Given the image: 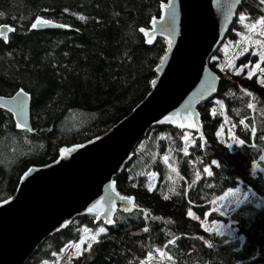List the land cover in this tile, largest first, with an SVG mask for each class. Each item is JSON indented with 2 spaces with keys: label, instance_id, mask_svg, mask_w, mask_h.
<instances>
[{
  "label": "trees",
  "instance_id": "trees-1",
  "mask_svg": "<svg viewBox=\"0 0 264 264\" xmlns=\"http://www.w3.org/2000/svg\"><path fill=\"white\" fill-rule=\"evenodd\" d=\"M168 1L0 0V27L13 29L7 42L0 40V96L19 90L31 95L34 131L20 128L0 107V204L16 194L30 168L49 166L62 149L108 133L149 95L167 42L148 44L144 29L161 17ZM240 14L256 20L264 12L258 0H243ZM38 20L69 30L38 32L32 28ZM243 31L236 16L227 39H238ZM257 62L250 54L238 61ZM210 68L221 78L215 99L223 102L242 146L230 152L219 144L216 135L224 121L211 116L213 100L199 107L202 136L174 126L154 128L115 180L137 209L117 213L107 233L72 264H142L163 251L173 264H264L263 207L247 203L231 215L243 244L209 235L189 216L193 212L203 219L215 198L240 185L264 200V175L251 173L254 165L264 168V87L256 78L229 81L216 63L210 62ZM185 133L195 138L188 150ZM149 173L158 175L152 190ZM95 220L81 217L73 223L93 227ZM209 220L228 221L217 213ZM56 236L49 240L64 234ZM202 238L228 243L212 249ZM45 250L27 264L51 259Z\"/></svg>",
  "mask_w": 264,
  "mask_h": 264
},
{
  "label": "water",
  "instance_id": "water-1",
  "mask_svg": "<svg viewBox=\"0 0 264 264\" xmlns=\"http://www.w3.org/2000/svg\"><path fill=\"white\" fill-rule=\"evenodd\" d=\"M242 2L169 0L164 5L171 7H163L161 17L144 30L148 44L167 42L151 92L108 133L68 148L66 158L60 156L54 164L30 168L23 175L16 194L0 204V264H27L46 240L77 218L94 217L110 226L120 211L137 209L133 198L119 192L116 178L154 128L189 123L203 135L199 107L215 97L221 82L210 60L227 38ZM35 30L69 28L39 24ZM12 32L9 26L0 27V40L7 42ZM0 107L33 134L29 93L0 96Z\"/></svg>",
  "mask_w": 264,
  "mask_h": 264
},
{
  "label": "rangeland",
  "instance_id": "rangeland-1",
  "mask_svg": "<svg viewBox=\"0 0 264 264\" xmlns=\"http://www.w3.org/2000/svg\"><path fill=\"white\" fill-rule=\"evenodd\" d=\"M260 5V10L264 12V0H258ZM237 20L240 25L243 26L244 31L241 34H238V39L230 40L225 39L222 45L220 46L217 53L211 58V63H216L218 73L225 79L233 81L236 77L240 79H249L248 70L251 67H254L255 63L244 64V71H240L242 65H239L238 61L250 54L252 57L257 56L256 53L260 50L255 43L256 41L264 42V36L260 35V32L264 30V25L258 23L264 15L254 20L252 17L240 14L236 15ZM245 19H241V17ZM255 25L253 28L252 26ZM247 47L248 52L245 53L243 49ZM258 57V56H257ZM261 65V68L264 69V61L258 62ZM252 78H256L258 84L264 87V72H261L260 69L255 70V75ZM251 78V79H252ZM20 91V90H19ZM18 92V91H17ZM16 92V93H17ZM14 95V94H13ZM212 101L213 111L211 116H220L223 118L224 126L221 127L217 136L219 144L228 148L230 152H234L235 149L242 146V142L237 138L235 134L234 126L231 123V120L227 117L224 111L223 102L215 99ZM251 104V109H253ZM193 128V127H192ZM185 141L187 150L193 146L195 138L192 137L190 133H185ZM69 149L65 148L61 150L60 156H62V151H67ZM163 161L165 157H163ZM263 165H264V154H263ZM251 173L254 177L258 173L264 175V168H258L256 165L253 166ZM206 174L209 175L210 171L207 168ZM149 182L150 189H154L158 183V175L155 173H149ZM247 203H252L258 207L264 208V200L259 199L255 193L251 190H245L242 185L236 189L226 191L222 196L215 198L210 203V212L203 219H199L193 212L189 214L190 218L200 221L203 229L211 236L217 238H227L228 242L242 243L241 238H238L236 230L231 223V215ZM211 213H217L220 217L226 218L228 221H210L209 215ZM71 222L60 234L64 236L56 240H46L39 249H46L45 251L51 252V259L43 258L41 264H72L74 259L83 255L88 251L94 244H96L100 238L107 233V230L110 226L105 225L103 222H98L95 220L97 226H79L72 224ZM70 226V227H69ZM100 229H104L103 232ZM223 232L222 235L217 234ZM57 237V236H56ZM55 238V237H51ZM205 244L212 249H217L220 245H224L228 242L219 244L211 242L208 238H202ZM57 243L61 245L57 247ZM38 249V250H39ZM37 250V251H38ZM36 251V252H37ZM142 264H173L169 258H167L166 253L159 252L158 255L154 258H149L144 261Z\"/></svg>",
  "mask_w": 264,
  "mask_h": 264
},
{
  "label": "snow or ice",
  "instance_id": "snow-or-ice-1",
  "mask_svg": "<svg viewBox=\"0 0 264 264\" xmlns=\"http://www.w3.org/2000/svg\"><path fill=\"white\" fill-rule=\"evenodd\" d=\"M162 7H171V5L162 6ZM241 19L243 20V19H245V18L242 16ZM258 23L264 25V18H262L260 21H258ZM39 24H43V25L46 26V27H47V26L64 27V25H52V24H51L50 22H48V21H39V20H38L36 23H33V24H32V28H37ZM252 27L254 28L255 25H253ZM9 30H10V29H9ZM141 31H143V29H141ZM260 35H261V36H264V30H262V31L260 32ZM255 43L257 44L258 48L260 49V50L256 53V55L258 56V58H259L260 61H264V42L256 41ZM243 51H244L245 53H247L249 50H248L247 47H245V48L243 49ZM245 67H247V66H243V65H242L241 68H240V71H244V70H245ZM256 69H260L261 72H264V69L261 68L260 63H255V64H254V67H251V68H249V70H248V78H249V79H251L252 76L255 75V70H256ZM21 95H26V93H22ZM249 95H250V94H249ZM21 104H22V101H21ZM249 107H251V104L249 105ZM18 126H19V125H18ZM29 130H30V129H29ZM165 160H167V157H165ZM121 199H125V200H129V201H130L131 198L121 197ZM165 199H167V197H165ZM109 222H111V221H109ZM100 231L103 232L104 229H100ZM217 234L222 235L223 232H219V233H217Z\"/></svg>",
  "mask_w": 264,
  "mask_h": 264
},
{
  "label": "bare ground",
  "instance_id": "bare-ground-1",
  "mask_svg": "<svg viewBox=\"0 0 264 264\" xmlns=\"http://www.w3.org/2000/svg\"><path fill=\"white\" fill-rule=\"evenodd\" d=\"M161 13V12H160ZM145 30V29H144ZM144 36V35H143ZM175 126H177V127H179V128H181V129H187V130H191V129H193L192 128V126L189 124V123H176L175 124ZM165 127V126H164ZM80 146V145H79ZM62 153H64V154H62V157L63 158H66L67 156H68V154H67V151H62ZM131 162V161H130ZM141 211V210H140ZM118 215V214H117ZM115 221V220H114ZM70 227V226H69ZM60 234V233H59ZM56 235H58V234H56ZM55 235V236H56ZM54 237V236H53Z\"/></svg>",
  "mask_w": 264,
  "mask_h": 264
},
{
  "label": "clouds",
  "instance_id": "clouds-1",
  "mask_svg": "<svg viewBox=\"0 0 264 264\" xmlns=\"http://www.w3.org/2000/svg\"><path fill=\"white\" fill-rule=\"evenodd\" d=\"M59 159V158H58ZM54 164V163H53ZM203 240V239H202Z\"/></svg>",
  "mask_w": 264,
  "mask_h": 264
}]
</instances>
